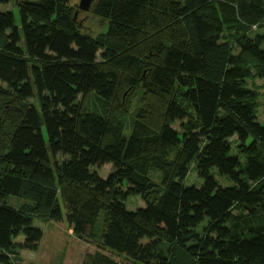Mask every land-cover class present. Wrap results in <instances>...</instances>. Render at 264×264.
I'll return each instance as SVG.
<instances>
[{"label":"trees","instance_id":"1","mask_svg":"<svg viewBox=\"0 0 264 264\" xmlns=\"http://www.w3.org/2000/svg\"><path fill=\"white\" fill-rule=\"evenodd\" d=\"M69 1L18 3L20 27L0 11V264L38 250L37 221H66L89 264H264L247 86L264 80V0H94L101 43Z\"/></svg>","mask_w":264,"mask_h":264},{"label":"rangeland","instance_id":"2","mask_svg":"<svg viewBox=\"0 0 264 264\" xmlns=\"http://www.w3.org/2000/svg\"><path fill=\"white\" fill-rule=\"evenodd\" d=\"M31 0H9V3L6 5H0V11L6 12L10 11L14 13L15 22L18 27H20V13L18 3H24ZM69 8L72 10L73 14H75L76 18H78V22L84 26V31L93 37L97 43L100 42V38L105 32L106 22L102 21L100 18L94 15V6L91 5L89 10H82V0H70ZM20 31V30H19ZM21 32V31H20ZM101 43V42H100ZM99 43V44H100ZM235 54H238L236 52ZM247 86L256 91V95L258 96V104L260 109V120L264 122V80L259 78L257 79H249L247 82ZM141 102V98L138 95L137 97L132 99L131 102V114L133 111L139 107ZM38 106V103L35 102ZM2 114L0 112V118ZM1 120V119H0ZM174 128L178 129V124L174 126ZM128 134V132H127ZM94 171L99 173V175L107 179L109 174L112 172L111 166L104 167H95ZM218 180L221 181L224 185H229L225 182L222 177H217ZM185 184L187 186L194 185L196 187H200L202 185V180L197 177L195 171H192L187 179L185 180ZM10 202L14 205H19L20 198L11 196L9 198ZM128 209L133 211L138 208L145 206L144 202L141 198H131L127 200ZM65 223H40L36 222V225L42 229L44 233L43 240L38 246L37 251L34 253H25L21 252L16 253L13 258L14 264H89L87 255L90 252L96 250V247L90 245L87 241L80 240L72 235V232L68 230L67 222ZM108 255L113 256L119 262L125 261L124 257H120L117 255L110 254L106 252Z\"/></svg>","mask_w":264,"mask_h":264},{"label":"water","instance_id":"3","mask_svg":"<svg viewBox=\"0 0 264 264\" xmlns=\"http://www.w3.org/2000/svg\"><path fill=\"white\" fill-rule=\"evenodd\" d=\"M94 0H82V10H89Z\"/></svg>","mask_w":264,"mask_h":264},{"label":"crops","instance_id":"4","mask_svg":"<svg viewBox=\"0 0 264 264\" xmlns=\"http://www.w3.org/2000/svg\"><path fill=\"white\" fill-rule=\"evenodd\" d=\"M62 223H65V222H62ZM69 231L70 228L68 229ZM72 232V231H71ZM16 243H19V244H23L24 243V238L23 237H18L16 240H15ZM39 250V249H38ZM25 252V253H34V252H30V251H26V250H21V252Z\"/></svg>","mask_w":264,"mask_h":264}]
</instances>
